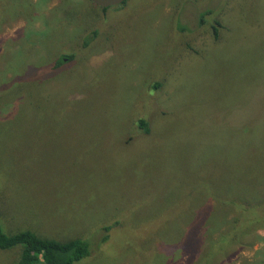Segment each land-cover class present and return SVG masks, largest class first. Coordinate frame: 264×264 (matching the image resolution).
I'll return each instance as SVG.
<instances>
[{"label": "rangeland", "instance_id": "374dc122", "mask_svg": "<svg viewBox=\"0 0 264 264\" xmlns=\"http://www.w3.org/2000/svg\"><path fill=\"white\" fill-rule=\"evenodd\" d=\"M15 19L5 233L86 241L73 264H264V0H31Z\"/></svg>", "mask_w": 264, "mask_h": 264}, {"label": "trees", "instance_id": "16d2710c", "mask_svg": "<svg viewBox=\"0 0 264 264\" xmlns=\"http://www.w3.org/2000/svg\"><path fill=\"white\" fill-rule=\"evenodd\" d=\"M30 6L31 0H0V31L5 21H15L20 12H25ZM214 31H217V28H214ZM68 58H72V55ZM62 62L63 59H59L54 63V66L58 67ZM18 64L13 63L9 69L19 73ZM3 74L4 71H0V85L4 84V87L8 85L9 88L11 84L6 83ZM157 85L155 84V86ZM139 125L147 131L146 122L143 119L139 120ZM188 231H192L189 226L185 230V234ZM14 247L20 249L16 264H73L89 253L88 243L81 239L58 241L39 237L32 231L8 234L3 231L0 225V249L7 250Z\"/></svg>", "mask_w": 264, "mask_h": 264}, {"label": "water", "instance_id": "95a60500", "mask_svg": "<svg viewBox=\"0 0 264 264\" xmlns=\"http://www.w3.org/2000/svg\"><path fill=\"white\" fill-rule=\"evenodd\" d=\"M97 6L100 7H108V6H116L123 3L126 0H90Z\"/></svg>", "mask_w": 264, "mask_h": 264}]
</instances>
